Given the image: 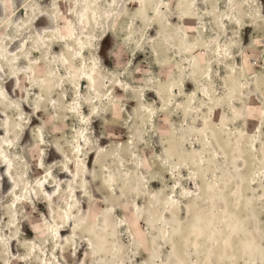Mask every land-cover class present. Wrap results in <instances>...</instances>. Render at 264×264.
<instances>
[{
	"label": "rangeland",
	"instance_id": "obj_1",
	"mask_svg": "<svg viewBox=\"0 0 264 264\" xmlns=\"http://www.w3.org/2000/svg\"><path fill=\"white\" fill-rule=\"evenodd\" d=\"M76 1L79 10L74 0H0V84L15 100L0 116V162L12 171L8 193L0 179V264L14 241L12 264H201L209 254L215 264H264V0H120L110 32L96 3ZM43 13L57 29L39 26V36ZM96 57L104 68L95 85L82 83L81 60ZM71 168L72 178L60 172ZM192 176L206 190L187 194ZM202 207L216 209L210 222ZM62 209L75 226L58 246ZM236 215L243 230L229 236L224 225ZM212 238L232 244L236 258L216 245L204 251Z\"/></svg>",
	"mask_w": 264,
	"mask_h": 264
},
{
	"label": "bare ground",
	"instance_id": "obj_2",
	"mask_svg": "<svg viewBox=\"0 0 264 264\" xmlns=\"http://www.w3.org/2000/svg\"><path fill=\"white\" fill-rule=\"evenodd\" d=\"M139 1V0H138ZM75 4H78L79 5V2H77L76 0H74ZM92 3H96L97 5V10H98V17H99V20L103 19L102 23L104 22L103 26L106 27V31H112V26H110V21L112 20V18H114L115 16V11L120 3V0H92ZM82 7V6H81ZM86 8V7H83V9ZM2 9V5H0V10ZM80 9V5L78 6V10ZM117 13V12H116ZM108 14V15H107ZM108 16L109 20L105 19L104 20V17L105 16ZM55 20L57 21V19L55 18L54 14H47V13H43L41 16H39L37 18V20L35 21V24H36V30H38L37 27H41L43 29V32H52V31H55L57 29L56 26H52V23L55 22ZM85 21L87 20H84L82 25H86L85 24ZM92 21V20H91ZM64 22L68 25L73 24L72 21H70V19H66L64 20ZM51 25V26H50ZM68 31H69V35H75V40H76V44L77 43H80L81 41L79 40L80 39V36L79 34L75 33V29L73 30L72 28H70V26L68 27ZM108 28V29H107ZM38 35L40 36L41 33L40 31L38 30ZM68 35V33H67ZM16 45V44H15ZM13 47V46H12ZM82 51V48H79V49H76V53H81ZM74 52V53H75ZM85 52V51H84ZM83 56H84V53H83ZM233 56H230L229 59H232ZM32 60V58H30V61ZM94 63V64H93ZM98 66H101L102 68H104L101 60L99 57H96L95 58V62H91V63H88L86 60L82 59L81 60V64H80V68L82 69V72L83 74L81 75V82L84 83V82H88L92 85H95V76H94V73H95V70L96 68H98ZM28 67V66H27ZM16 75H12L11 76V80H14L16 79ZM126 84V83H125ZM78 86V85H77ZM79 90L76 91V93L78 95H80V93H78ZM0 94H1V103H0V116L4 118V115L5 116H8V109H10V105L7 107L6 109V105L4 103V100H8V101H12V105H13V102L15 101L14 98L12 97L11 95V92L9 91L8 87L3 85V84H0ZM80 104H82V101H79ZM27 105L25 103H22V109L23 110H26V107ZM81 107L83 108V111H84V106L81 105ZM33 109L31 110H34V107H32ZM18 114L20 115V119H23V116H22V112H18ZM84 118L87 117V115H84L83 116ZM18 125L15 126V129L19 130V131H22V140H21V145L22 147L24 148L25 146V138L28 137V130L26 129V125H25V122H23L22 120H18ZM263 124L264 122H262V125L261 127H263ZM3 130L5 128H7V131L8 132H11L12 130V127L10 125H3L1 127ZM42 140H44V136H43V133L40 134ZM28 140V138H27ZM80 144L78 147H82L83 146V141H81L80 139ZM212 144H214L213 141H211ZM50 155H49V158L51 160H54L56 158V156H59L60 155V152L58 150H56L55 147H51L50 148ZM8 155V154H7ZM5 155V156H7ZM78 155H79V151H78ZM82 155V154H81ZM239 160H242V159H239ZM236 166L239 167V163H236ZM11 168V166L9 167ZM72 170H63V171H60L62 175H65L67 177H73L75 175V170L74 168H71ZM11 172L10 169H9V172H8V169L6 171V164L4 165V163H2V161L0 162V179H1V184H2V189L3 191H5L6 193H8L11 189H12V183L10 181V179L8 178V175L10 176L11 175ZM135 177H130L128 180L129 181H134ZM63 181V179H59L58 183H61ZM65 181H69V180H65ZM222 183H220L219 186H217L216 190L217 191H220V187H222ZM54 184L53 183H44L43 185V188L41 190L42 194L44 196H46L48 193V188L52 187ZM56 189H57V184L55 185ZM184 189H186V193L189 194L193 188V190H195L196 188L201 191H204L206 190L205 189V185L204 184H201L199 180H197L195 177H191L190 178V181H189V185H184L183 187ZM198 192V191H196ZM78 194H79V190H75V193H74V196L73 198L75 199V201H78ZM122 200L125 199V196L121 197ZM140 201H141V197L138 198V201L136 202V207L139 208L140 207ZM243 203L246 204L245 205V209H246V206L247 207H251V203L247 202L246 200H244V198L242 199ZM217 204L220 206V207H225L226 206V202L224 200H217ZM224 205V206H223ZM44 206L43 203L41 202L39 204V207H42ZM215 207V205H214ZM188 208H190V205L188 204H182L180 205L179 207V212L177 213V217H176V220L177 221H182L186 216H187V210ZM66 211V212H65ZM63 211L62 209V212L59 213V221L56 223L55 227H54V237L53 239H55L57 241V244L58 246H61L63 245L64 241H63V235H65L66 233L69 232V230L75 226V220L72 218L73 216H68V210H65ZM121 211V207L120 206H117L115 209H114V216L118 217V221H120V223L122 222V220L120 219L119 220V212ZM201 212L204 214V218H203V221H206L207 219V222H210L209 220L214 217V214L216 212V209L213 208L212 210L210 211H206L203 207L201 209ZM112 212H110L111 214ZM170 214L171 212L170 211H167L165 213V215L163 216V219L164 220H168L169 217H170ZM113 216V218H114ZM62 219V220H61ZM103 215L100 214L99 217H98V223H97V226H99L102 222H103ZM51 224L54 225V221L51 219L50 220ZM242 223H243V218L242 216L240 215H236V216H232L231 217V221L229 222V224H227L226 226L224 225V228L226 229V231L228 232V235L229 236H233L235 233H237V235L241 232V230H243L242 228ZM220 226H222L220 224ZM196 229H199V228H196ZM212 231H218L217 228L215 226H213L212 228ZM156 231V229H155ZM203 232L202 230L200 231L199 230V233ZM246 232V231H244ZM171 234V233H170ZM116 233L112 230H110V236L112 239H114L116 237ZM15 239L17 237H14ZM213 240H207L206 242L203 243V248H204V251H206L210 246H217V247H220L219 250H223V254L222 256L224 258H226L227 260L228 259H235L236 258V254L235 252L233 253V250H234V246L228 242H222L223 245H218L216 240H214V238H212ZM14 240V239H13ZM85 242L87 241L88 245L92 244L89 242V239H87V237L84 238ZM15 242V241H14ZM14 242H12L9 246H8V243L6 244V251L5 254H8V258H6L5 262L3 264H12L11 260L12 258H14V254L16 253L15 250L18 249V245L15 244L14 246ZM20 244V242H19ZM170 244V243H169ZM169 244L167 245H164V247L168 246ZM239 244L241 246H244L245 248H248L247 245H248V240L246 237H244L243 239L240 238L239 239ZM222 246V247H221ZM11 247V248H10ZM11 249V251H10ZM94 249H98L97 246H94ZM58 251H60V249H58ZM57 251V253H58ZM95 254L94 255H97L98 254L96 253V251L94 252ZM101 255V254H100ZM56 264H64V262H66V260H64L63 258L61 257H57V260H56ZM201 264H215V259L211 256V254L209 255H206V258L203 259V260H200ZM81 263V262H80ZM78 263V264H80ZM45 264H49L48 262H46ZM77 264V263H76ZM83 264V263H81Z\"/></svg>",
	"mask_w": 264,
	"mask_h": 264
}]
</instances>
